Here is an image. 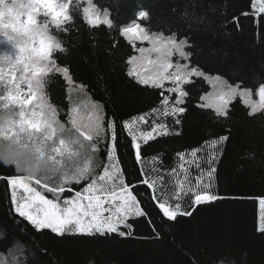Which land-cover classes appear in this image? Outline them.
Masks as SVG:
<instances>
[{"label": "snow or ice", "instance_id": "snow-or-ice-1", "mask_svg": "<svg viewBox=\"0 0 264 264\" xmlns=\"http://www.w3.org/2000/svg\"><path fill=\"white\" fill-rule=\"evenodd\" d=\"M251 2V14L264 20V0ZM181 15L190 24L199 22L187 10ZM77 19L90 32L103 27L110 35L117 33L112 49L123 38L138 53L126 57L125 75L143 88L158 90L154 106L124 119L110 96L96 99L89 85L75 79L70 66L60 61L68 49L56 33L79 32ZM149 20L150 13L141 9L129 23L120 24L94 0H0V44L8 46L0 51V104L7 110L0 116V141L21 149L16 156L0 158V180L11 189L9 212L22 236L31 228L57 238H135L130 221L143 218L152 225L153 238L160 239L145 197L170 222L223 198L213 191V182L230 129L201 147L177 152L179 164L167 171V181L157 164L162 157H145L144 148L158 137L181 134L190 95L186 85L195 79L213 87L195 107L211 110L218 121L230 118L237 98L249 117L264 115V83L253 90L211 76L192 63L194 44L188 34L179 29L153 32L143 23ZM137 42L150 46L138 47ZM57 78L64 88L54 99L49 88ZM121 148L131 156L134 170L125 167ZM25 151L32 160L21 159ZM185 200H190L187 207ZM259 205L257 231L264 234V197ZM17 221L27 227L20 228ZM30 239L36 243L35 236ZM25 252L6 249L0 252V264H28Z\"/></svg>", "mask_w": 264, "mask_h": 264}, {"label": "trees", "instance_id": "trees-1", "mask_svg": "<svg viewBox=\"0 0 264 264\" xmlns=\"http://www.w3.org/2000/svg\"><path fill=\"white\" fill-rule=\"evenodd\" d=\"M94 2L107 8L120 24L129 23L143 9L150 13V20L143 23L151 31L167 34L169 29H179L181 35L188 34L194 44L192 63L211 76L220 75L230 83L239 82L241 87L253 90L264 83V20L251 14V0ZM185 10L194 13L199 22L190 24L181 15ZM245 12L250 14L242 15ZM234 18H238V23ZM76 27L79 32L56 33L68 49L66 54H60V61L70 66L77 81L89 85L96 99L110 96L118 116L124 119L157 103L158 90L143 88L125 75L126 57L137 53L123 38L112 49V36H118L117 33L110 35L103 27L90 32L79 19ZM144 44L147 42H137L138 47ZM63 88V81L57 78L49 92L54 99H59ZM186 88L190 95L188 112L179 126L181 134L158 137L144 148V155L162 157L157 164L167 181V171L179 164L177 152L201 147L204 141L226 134L230 129V139L223 146L213 182V191L222 199L197 206L191 216L170 222L145 197L160 239L153 238L152 225L143 218L130 221L135 238H57L48 232L33 233L31 228L27 236H22L9 212L10 188L0 180V252L26 248L28 264H222V261L223 264H264V234L257 231L259 198L264 197V115L249 117V109L236 99L232 102L230 118L218 121L211 110L195 107L199 97L209 91L208 82L195 79ZM0 94H4L3 90ZM6 112L0 104V116ZM18 149L15 144L0 141V158L9 154L16 156L21 152ZM124 151L120 149L125 167L132 171L135 168L132 158L124 155ZM24 154L31 157L26 151ZM145 166H148L147 160ZM190 174L197 175L194 166ZM140 190L144 191L143 186ZM189 203L190 200H185V207ZM17 223L20 228L27 227L21 221ZM32 236L36 243L30 239Z\"/></svg>", "mask_w": 264, "mask_h": 264}, {"label": "rangeland", "instance_id": "rangeland-1", "mask_svg": "<svg viewBox=\"0 0 264 264\" xmlns=\"http://www.w3.org/2000/svg\"><path fill=\"white\" fill-rule=\"evenodd\" d=\"M0 39H2V37H0ZM150 45L147 43V44H144V45H142V47H145V48H147V47H149ZM6 47H8L7 45H5V44H0V51H2L4 48H6ZM136 55H138V53L136 54ZM154 55L155 54H153V58H154ZM208 84L210 85V89H209V91L208 92H212L213 91V87H212V84L211 83H209L208 82ZM0 90H2V89H0ZM74 98H75V94H74ZM254 99L256 98L255 96L253 97ZM237 99H239V98H237ZM15 147H16V145H15ZM19 150V149H18ZM17 150V151H18ZM21 159H23V160H32L33 158L32 157H27L25 154H23V156L21 157ZM10 191H11V189H10ZM19 195H21V191H17V196H19ZM260 215H261V208H260V205H259V217H260Z\"/></svg>", "mask_w": 264, "mask_h": 264}]
</instances>
